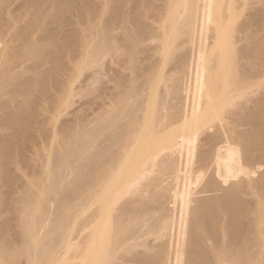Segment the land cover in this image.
<instances>
[{"label": "bare ground", "instance_id": "1", "mask_svg": "<svg viewBox=\"0 0 264 264\" xmlns=\"http://www.w3.org/2000/svg\"><path fill=\"white\" fill-rule=\"evenodd\" d=\"M57 257L264 264V0H0V264Z\"/></svg>", "mask_w": 264, "mask_h": 264}, {"label": "rangeland", "instance_id": "2", "mask_svg": "<svg viewBox=\"0 0 264 264\" xmlns=\"http://www.w3.org/2000/svg\"><path fill=\"white\" fill-rule=\"evenodd\" d=\"M85 70L80 67L75 72V85L79 86V82L84 78ZM86 96L83 88L77 87L76 93L74 96H72L69 105L66 107V113L69 114H76V113H83L84 112V102H85ZM64 118L63 115L59 117V120H62ZM57 264H68L69 259L67 257H57L56 259Z\"/></svg>", "mask_w": 264, "mask_h": 264}]
</instances>
